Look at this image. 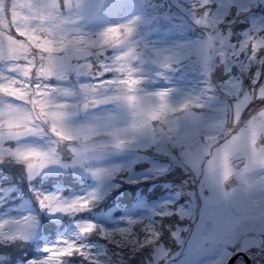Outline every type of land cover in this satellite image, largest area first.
<instances>
[{
  "label": "snow or ice",
  "instance_id": "snow-or-ice-1",
  "mask_svg": "<svg viewBox=\"0 0 264 264\" xmlns=\"http://www.w3.org/2000/svg\"><path fill=\"white\" fill-rule=\"evenodd\" d=\"M0 264H264V0H0Z\"/></svg>",
  "mask_w": 264,
  "mask_h": 264
},
{
  "label": "trees",
  "instance_id": "trees-1",
  "mask_svg": "<svg viewBox=\"0 0 264 264\" xmlns=\"http://www.w3.org/2000/svg\"><path fill=\"white\" fill-rule=\"evenodd\" d=\"M64 178L61 179L59 176L56 175H50L48 176L44 181L39 183L37 186L42 187V188H53L57 183L61 184L63 186V189L65 192H68L69 190L76 189L77 187L81 186L84 182H82L83 178L71 175V174H63ZM17 179V174L14 172L12 180L15 182ZM90 181V180H89ZM19 188L23 191V197L29 198L32 202L34 200L32 199L31 192L27 190V182L23 179L20 178L19 181ZM139 185L136 184H129V183H120L118 187H112L110 188L104 197L95 205V209L97 211H102L104 212L109 205H112L114 203H118L119 207L118 209H122L124 206H128L131 204V199L130 197L136 193L137 189L139 188ZM13 196H16V193H12ZM21 199V198H17ZM35 205V202H34ZM36 206V205H35ZM117 210V209H116ZM115 210V212H116ZM65 220L69 221L70 218H62L60 221H52L49 220V224H55L56 227L49 232L45 228H42L41 234H55L60 227H62L65 223ZM38 242L40 240H34V241H29L27 244H22L21 247H28L31 246L32 251L34 252L36 248L38 247Z\"/></svg>",
  "mask_w": 264,
  "mask_h": 264
},
{
  "label": "rangeland",
  "instance_id": "rangeland-1",
  "mask_svg": "<svg viewBox=\"0 0 264 264\" xmlns=\"http://www.w3.org/2000/svg\"><path fill=\"white\" fill-rule=\"evenodd\" d=\"M159 28L161 29V31H164V30H166L168 28V24L165 21L161 20L159 22ZM191 78H192L191 74H189V79H191ZM87 182L90 183L91 181H87ZM85 186H86V184L83 183L81 186L77 187L76 189H73L72 191H74V192L82 191L85 188ZM22 202H23V204H25L27 206L36 207V206H34V202H32L29 198H26V197L23 198V201L22 200L9 201V203L11 205H13V206H19ZM135 206H136L135 203L131 202L130 205H128L126 207L124 206L122 209L119 210L118 209L119 204L118 203H114L112 205H109L104 212L94 210L95 209V207H94V208L88 210L87 213H83V214H80V215L84 216L86 218H89V219H96V220H98L100 222H104V217L106 215L111 214L112 217L123 215V214H125V212H124L125 209H133ZM115 210H116V212H115ZM62 218H64V217H62ZM71 220H72V218H70L68 224H65V226H63L55 234H45V235L42 236V234L40 233V236L42 237L43 243L44 242H48L49 240L55 239L56 235L60 234L61 232H63L66 229H70L72 227Z\"/></svg>",
  "mask_w": 264,
  "mask_h": 264
},
{
  "label": "bare ground",
  "instance_id": "bare-ground-1",
  "mask_svg": "<svg viewBox=\"0 0 264 264\" xmlns=\"http://www.w3.org/2000/svg\"><path fill=\"white\" fill-rule=\"evenodd\" d=\"M63 226H65V224Z\"/></svg>",
  "mask_w": 264,
  "mask_h": 264
}]
</instances>
